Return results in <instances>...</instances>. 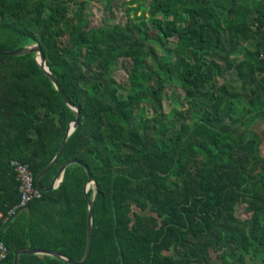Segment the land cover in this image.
I'll return each instance as SVG.
<instances>
[{
  "label": "trees",
  "instance_id": "1",
  "mask_svg": "<svg viewBox=\"0 0 264 264\" xmlns=\"http://www.w3.org/2000/svg\"><path fill=\"white\" fill-rule=\"evenodd\" d=\"M93 1L0 0V49L40 45L81 110L40 186L74 159L96 181L86 193L87 170L70 165L6 221L21 200L13 163L37 188L77 113L36 53L0 54V264L21 249L80 261L95 194L87 264H264V0H99V27Z\"/></svg>",
  "mask_w": 264,
  "mask_h": 264
},
{
  "label": "water",
  "instance_id": "2",
  "mask_svg": "<svg viewBox=\"0 0 264 264\" xmlns=\"http://www.w3.org/2000/svg\"><path fill=\"white\" fill-rule=\"evenodd\" d=\"M32 53H36L37 54V59L42 67V69L46 72V74L52 79V81L54 82L56 88L58 89V91L60 92V94L63 96V98L65 99V101L67 102V104L77 113V119L71 123L70 129L68 131V134L62 144V147L59 149L57 155L55 156V158L39 173L38 177H37V188L43 192V193H48V191H52L57 189L58 187H60V185L63 182L64 179V175H65V171L66 169L73 164H79L82 165L83 167H85V169L87 170L88 174H89V179L85 185V191L86 193L88 192V190L90 189L91 186L96 184L95 178L93 176L92 170L90 169V167L84 163L83 161L79 160V159H74V160H69L67 162H65L62 167L60 168V170L58 171V173L56 174V176L53 179L52 185L46 189H43L40 186V181L42 180V177L58 162V160L61 158L63 151H65L66 149V145L68 142L69 137L77 130V128L80 125L81 122V110L80 108L73 102V100L68 96V94L66 93V91L64 90L62 84L59 82L58 78L56 77V75L52 72V70L50 69L49 65H48V60L46 57V54L43 50V48L38 45V44H34V45H30V46H26L23 48H19L16 50H12V51H7V50H2L0 49V54L1 55H7V56H13V57H19V56H24V55H28V54H32ZM262 137L264 138V135H262ZM95 202H96V194L94 195V197L91 199L88 197V203H89V209H88V237H87V245H86V250H85V254L83 256V258L80 261H76L73 260L63 254H60L58 252H54V251H48V250H42V249H21L19 251H17L14 255V264H20L19 263V257L23 254H41V255H49V256H53L56 258H59L65 262H68L69 264H87L91 251H92V243H93V230H94V223H93V217H94V207H95ZM26 213H29L30 210L29 208H26L24 210Z\"/></svg>",
  "mask_w": 264,
  "mask_h": 264
},
{
  "label": "built area",
  "instance_id": "3",
  "mask_svg": "<svg viewBox=\"0 0 264 264\" xmlns=\"http://www.w3.org/2000/svg\"><path fill=\"white\" fill-rule=\"evenodd\" d=\"M13 167L16 172L17 180L20 184V204L14 210L8 213L6 221L8 218L15 215L16 211L19 209L26 208L28 204L35 200H40L42 198L43 192H41L35 186V179L33 173L30 171L28 166L22 165L20 163H13ZM3 216L0 215V218ZM8 251L3 243L0 242V261L7 257Z\"/></svg>",
  "mask_w": 264,
  "mask_h": 264
},
{
  "label": "rangeland",
  "instance_id": "4",
  "mask_svg": "<svg viewBox=\"0 0 264 264\" xmlns=\"http://www.w3.org/2000/svg\"><path fill=\"white\" fill-rule=\"evenodd\" d=\"M148 1V0H147ZM127 8L122 7L120 8V10L116 13V18L115 21L116 22H121V23H126L127 19H128V12L126 10ZM92 12L94 14L93 16V26L99 27L102 25L103 21L105 18H108L110 15L107 14L104 9L103 6L101 4V2L99 0H94L93 1V6H92ZM126 73L124 70H120L119 71V78L123 79L126 78ZM257 131L262 133L263 135V125L261 123L258 124V126L256 127ZM263 155H264V146H263ZM217 259L216 255H215V260ZM216 264H219L216 261Z\"/></svg>",
  "mask_w": 264,
  "mask_h": 264
}]
</instances>
